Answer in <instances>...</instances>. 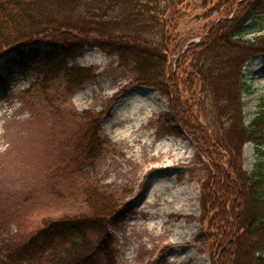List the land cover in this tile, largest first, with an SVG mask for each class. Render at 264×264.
Returning <instances> with one entry per match:
<instances>
[{
	"label": "trees",
	"instance_id": "1",
	"mask_svg": "<svg viewBox=\"0 0 264 264\" xmlns=\"http://www.w3.org/2000/svg\"><path fill=\"white\" fill-rule=\"evenodd\" d=\"M164 1L0 0V57L11 53L21 75L37 76L26 100L42 97L49 112L73 125L71 163L80 170L93 166L109 141L100 132L102 112L67 102L95 78L94 69L70 61L85 46L115 55L132 74L131 87H151L167 99L165 119L214 168L200 198L219 230L212 264H264V102L246 122L242 101L250 90L244 65L264 59V0H198L200 18L209 23L189 44L175 33L184 0ZM247 143L255 148L250 171L243 159ZM60 168L66 172V165ZM79 187L85 210L42 218L38 240L22 248L27 264H117L108 231L129 203L86 178Z\"/></svg>",
	"mask_w": 264,
	"mask_h": 264
},
{
	"label": "rangeland",
	"instance_id": "2",
	"mask_svg": "<svg viewBox=\"0 0 264 264\" xmlns=\"http://www.w3.org/2000/svg\"><path fill=\"white\" fill-rule=\"evenodd\" d=\"M179 6L181 17L175 33L189 44L204 33L209 22L200 18L203 9L198 7V0H184ZM251 24V21L247 23L248 29ZM10 56L3 57L5 65L0 66L3 79L0 85V264H27L22 258L25 256L22 248L29 241L38 240L42 218L85 210L79 192L83 178L112 193L120 203H129L127 212L122 209V220L108 231L117 264H212L211 254L215 252L219 230L213 214L202 210L200 198L201 185L207 183L214 168L184 131L165 119L169 112L167 99L154 88L131 87L133 76L119 66L115 55L85 46L70 63L91 67L95 78L67 95L66 101L78 111L93 108L102 112L100 132L109 143L93 166L79 170L71 163L76 154L68 130L73 125L64 116L49 112L42 97L33 96L32 102L25 99L24 92L37 76L20 75L17 65L9 61ZM243 72L250 86L242 97L243 114L248 122L264 102V59L256 57L248 61ZM63 83L60 77L53 85L58 89ZM52 94L50 91V98ZM133 98L134 102L141 101L134 117L152 110L148 123L140 128L152 140L151 151L163 139L172 140L176 146L183 145L184 158L166 172L150 168L161 164L167 155L156 158L128 153L120 134L115 132L112 123L115 105L119 99L130 105ZM254 150L252 143L243 147L244 168L248 171L254 163ZM65 165L66 172L62 173L60 166ZM154 192L173 200L165 207L171 214L164 215L159 226L164 235L145 227L150 221H158L151 216L149 208H143L144 201ZM184 197L189 199L178 212L177 200ZM175 229L185 232L177 244L170 243L177 237L173 236ZM178 258L184 260L178 262Z\"/></svg>",
	"mask_w": 264,
	"mask_h": 264
},
{
	"label": "bare ground",
	"instance_id": "3",
	"mask_svg": "<svg viewBox=\"0 0 264 264\" xmlns=\"http://www.w3.org/2000/svg\"><path fill=\"white\" fill-rule=\"evenodd\" d=\"M140 102L141 101L138 102V99H136V102H134L133 98L131 104L128 105L125 100H118V103L115 105V110L113 111L114 121H112V123L115 125V132L120 134L122 141H124L126 148L128 149V153L134 152L135 156L140 155L142 157L148 154L150 156L153 155L156 158H159L160 155L163 154L167 155V159L161 162V164L150 168V170L166 172L167 169L179 164L181 159L184 158L185 151L182 150L183 145L176 146L172 140L163 139L158 142L156 148L151 151L149 147L152 144V140L147 137L149 134L142 133L140 128L144 123H148L149 114H151L152 110H148L143 116L134 117L136 110L139 107L137 103ZM170 153L172 154L170 155ZM188 199V197H184L182 201L177 200L176 210L182 211L181 207L186 206ZM172 203L173 200L163 197L158 192L152 193L150 198L144 201L143 208H149L148 211L152 213L151 216H155L158 221H150L147 225H145V227L152 230L156 234L164 235L165 231H163V228L161 230L159 226L162 224L163 216L171 214V212L166 211L165 207L170 206ZM152 208H154V210H151ZM183 232V230L175 229L173 231V236L177 237L174 239L172 238L170 243L177 244V242L181 240V236H184L185 232ZM184 258H178L177 261L182 262Z\"/></svg>",
	"mask_w": 264,
	"mask_h": 264
}]
</instances>
